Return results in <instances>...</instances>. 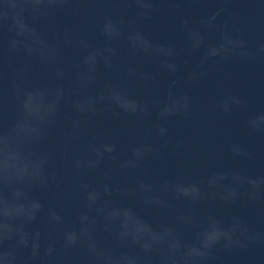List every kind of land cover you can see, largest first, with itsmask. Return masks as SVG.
I'll return each instance as SVG.
<instances>
[{
	"label": "water",
	"instance_id": "water-1",
	"mask_svg": "<svg viewBox=\"0 0 264 264\" xmlns=\"http://www.w3.org/2000/svg\"><path fill=\"white\" fill-rule=\"evenodd\" d=\"M0 264H264V0H0Z\"/></svg>",
	"mask_w": 264,
	"mask_h": 264
}]
</instances>
